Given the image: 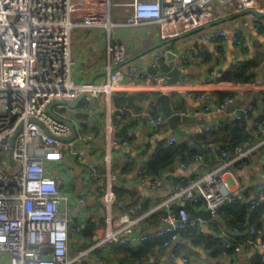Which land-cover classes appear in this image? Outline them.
<instances>
[{
	"label": "crops",
	"instance_id": "obj_1",
	"mask_svg": "<svg viewBox=\"0 0 264 264\" xmlns=\"http://www.w3.org/2000/svg\"><path fill=\"white\" fill-rule=\"evenodd\" d=\"M126 1L130 0L111 1L112 24L108 30L101 26L83 27L72 33L70 38V52L76 60L72 75L75 80L86 81L88 77H92L93 83H100L106 79V44L109 38L121 41L126 52L124 61L115 65L124 75L117 90L112 91L109 97L102 92L90 98L84 96L81 99L85 102L84 105L81 107L77 105L74 113L68 106L65 109L68 118L74 122L77 133L88 136L78 143V147L84 151V161H78L74 149L64 148L59 159L50 160L46 164L51 169V175L58 180L61 191L68 197L62 209L72 222L70 244L74 250L81 249L89 243L78 240L74 232L76 224L83 226L87 221H91L93 233L98 238L102 237L107 228L101 195L108 169L115 175L111 179L112 184L125 190L119 197L115 193V201L110 207L111 228L120 231L122 224L119 223V218L124 214L136 221L137 232L159 227L162 218L151 214L161 209L172 197L177 189V183L186 186L205 173L214 170L222 172L228 182L229 190L236 195V200L232 203L237 204H247L250 198L257 195L258 184L264 182V17H257L260 27L256 29L255 19L248 8L237 10L214 4L215 18L212 21L161 44L162 40L158 37V27L155 23H125L129 11L125 5ZM254 7L264 11V0H255ZM214 27L223 28L228 32L239 28L242 38L247 43L246 48L242 49L230 39L207 37L208 31ZM215 45L220 52L214 51ZM169 48L178 53L179 60L171 62L170 65L178 67L179 78L171 82L167 73L168 78L159 86L174 87L169 93L173 109L188 107L187 115L193 116L188 120L177 121L181 133L169 127L160 102L156 100L158 94L167 89L157 90L155 82L131 80L127 73L130 66L137 70L146 68L158 50L165 51ZM194 48L199 50L198 56L193 55ZM255 55L262 56L263 60L252 80L239 82L220 77L235 63L248 60ZM189 92L195 94L204 92L208 96L198 99L190 96ZM254 92L257 93V97L254 96ZM226 96H232L233 102L217 110L216 106ZM149 103H154L165 117L163 126L155 131L147 119L146 111ZM205 105L209 106V110L192 114L195 109H202ZM248 105L251 106V111L246 116L243 108ZM119 107H123L122 113L118 111ZM80 113L82 116H79ZM108 115L116 137L124 136L128 129H135L127 146L108 147L106 137ZM240 115L245 120L242 127L249 132L247 139L241 142L243 148L247 150L243 166H238V160L232 152L228 156H222L219 147L211 149L202 146L201 158L188 161L177 158L170 167L160 172L157 188L152 189L140 182L134 169L144 167L156 146L170 135H175L177 141L182 138L190 141L194 138L200 140L201 134L196 135V132L203 133L201 131L203 125L216 121L223 124L230 123L240 118ZM150 133H155L153 138L149 136ZM107 154L108 163L105 160ZM125 156H128L129 160H126ZM182 162L185 166L181 165ZM92 165L97 167L98 175L89 174ZM126 169H130L131 172L127 175L121 174ZM168 202L174 209L177 205H184L189 214L198 217L199 220L195 226L181 231L180 255L173 256L168 247L158 246L144 264H213L215 262L255 264L260 253L262 235L260 233L251 236L249 215L246 214L242 218L241 213L237 212L238 207L230 209L226 204L215 215H211L203 202L193 203L178 198H171ZM143 204H146V208L142 207ZM232 223L238 224L242 229L234 230ZM249 236L252 238L251 241L246 240ZM227 239L234 243V249L228 253L224 251L215 254L213 246L219 244L224 246L223 241ZM110 250V247L99 246L96 251L85 256L84 263L131 264L120 263L122 254L110 255ZM182 255L187 258L186 261H183Z\"/></svg>",
	"mask_w": 264,
	"mask_h": 264
},
{
	"label": "built area",
	"instance_id": "obj_2",
	"mask_svg": "<svg viewBox=\"0 0 264 264\" xmlns=\"http://www.w3.org/2000/svg\"><path fill=\"white\" fill-rule=\"evenodd\" d=\"M111 1L0 0V156L3 161H6L11 138L15 135L12 146L15 165L9 169L0 165V264H85V256L96 251L99 246L107 248L110 244H124L136 248L153 239H160V246L168 247L171 255L177 256L182 250L181 231L195 226L199 218L190 215L184 206L172 208L168 202L171 198L190 200L193 203L203 202L211 215L236 200L223 173L214 170L186 186L177 183L172 197L162 206L165 213L162 224L156 229L137 232L136 221L124 214L119 218L121 231L114 230L111 228L110 207L115 199L111 181L115 175L108 169L101 195L107 228L102 237L98 238L93 233L85 247L77 250L71 247L69 217L62 209L68 197L61 191L58 180L46 173V164L50 160L59 159L64 148L74 149L78 161L83 162L84 151L78 144L73 148L72 141L60 139L71 133V127L68 122L54 117L47 110V105L54 99H75L82 92L88 98L99 92L109 97L112 91L120 87L124 75L115 65L124 61L126 52L124 44L112 38L106 44L107 76L104 81L88 83L75 80L72 76L76 62L70 52L72 33L89 26H101L108 30L112 24ZM214 4L241 10L254 7L255 0H130L125 2L129 8L125 23H155L159 39L164 40L212 21L215 18ZM252 16L257 29L260 23L253 13ZM206 36L211 39H230L242 49L247 46L239 28L228 32L214 27ZM214 51L220 52L216 45ZM192 53L198 56L200 52L194 48ZM163 54V49L158 50L146 68L137 70L130 66L127 70L130 79L155 82L157 90L167 89L168 91L163 92L169 94L174 87L159 86L168 78L167 73L160 68ZM189 95L198 99L208 96L204 92H189ZM233 100L232 96H226L216 109H222ZM56 105L64 107L63 110L67 108L66 105ZM206 110H209L208 105L195 109L192 114ZM118 111L122 113L123 107H119ZM175 111L187 114L189 108H178ZM250 111V105L243 108L246 116ZM56 113L68 118L66 112ZM146 113L154 131L163 126L165 117L154 103L148 104ZM222 124L220 121L207 123L201 131H209ZM134 131V128L128 129L124 136L116 137L108 115V147L127 146ZM154 134L150 133L149 136L153 138ZM200 134L201 132H196V135ZM87 137L82 133L76 134L78 141ZM176 141L177 137L170 135L163 143L171 146ZM207 145L214 149L213 144ZM231 152L238 160V166H243L247 150L242 144H236L230 151L221 149L222 156H228ZM194 158L201 156L195 154ZM125 159L129 160V157L125 156ZM105 160L109 162L108 154ZM181 165L185 166L184 162ZM134 170L142 184H147L152 189L158 187V177L146 174L145 166ZM130 172V169H126L121 174L127 175ZM89 174L98 175L95 165L90 167ZM263 199L264 182L258 184L257 195L250 198L249 207L253 208ZM74 231L78 240L87 241L82 232V224H76ZM249 232L252 236L258 233V229L251 224ZM251 236L246 240L251 241ZM223 243L225 246L231 245L230 239ZM259 256L264 264V237L260 240ZM181 257L183 261L187 260L184 255Z\"/></svg>",
	"mask_w": 264,
	"mask_h": 264
},
{
	"label": "trees",
	"instance_id": "obj_3",
	"mask_svg": "<svg viewBox=\"0 0 264 264\" xmlns=\"http://www.w3.org/2000/svg\"><path fill=\"white\" fill-rule=\"evenodd\" d=\"M262 60H263L262 56L255 55L254 57L248 60H244L238 63L234 68L224 71L220 77H225L228 80L239 81V82L250 81L252 80L257 69L259 68V65L261 64ZM84 103L85 102L83 100H80L78 103V107L83 106ZM79 116H82V114L80 113ZM239 117L240 118H236L230 123H225L218 128L211 129L209 131H204L203 133H201V137H200L201 141L197 140L196 138L191 139V141L186 138H182L176 141L171 146H166L164 145L163 142L159 143L156 146L154 153L147 160L145 164L146 174L158 177L159 173L170 167V165L177 158L182 161H186V160L188 161V160H192L195 154L200 155L201 152L200 148L202 146H207L208 148H210L207 145L208 143L213 144L214 148L219 147L220 150L226 149L230 151L233 146L246 140L249 135V132L242 127L245 124V120L244 118H242L243 116L241 117L240 115ZM207 140L208 141L210 140L212 142H208ZM112 189L118 195V197L122 196L125 192V190L113 184H112ZM116 194H115V198H116ZM238 204L236 202L228 204L227 208L234 209V207H238L237 212L239 211L241 213L242 218L245 217L246 214L249 215V218L251 220L250 225L253 224L256 227V229H258V233L256 234L261 233L262 235L261 238H263L264 237V199L261 202H259L257 205H255L253 208H250L248 203L247 204L238 203ZM179 206H184V205H177V207ZM142 207L146 208V204H143ZM164 213H165L164 208L161 207V209L155 210L151 215L160 216L162 218ZM69 225L71 227L72 222L69 221ZM92 225L93 223L91 221H87L82 226V232L86 235L87 242L90 240V236L93 234ZM232 225H234V228L237 230L242 229V227H240L238 224L232 223ZM160 244H161L160 239L145 241L140 245H138L136 248L124 244H110L109 247L111 248V250L109 254L110 255H117V253L122 254V257H120V261L118 260L120 263L130 262L131 264H144L146 263V261H148L150 255L154 251V248L160 246ZM213 248L215 250L214 251L215 254H220L221 252L224 251L228 253L229 251H232L234 249V243L232 242L230 246H225V245L221 246L220 244L214 245ZM104 259H106V257H104ZM255 264H262L260 256L257 257Z\"/></svg>",
	"mask_w": 264,
	"mask_h": 264
},
{
	"label": "water",
	"instance_id": "obj_4",
	"mask_svg": "<svg viewBox=\"0 0 264 264\" xmlns=\"http://www.w3.org/2000/svg\"><path fill=\"white\" fill-rule=\"evenodd\" d=\"M249 12L253 13L256 17H264V11H259L258 9H256L255 7H251L247 9ZM200 28V27H199ZM198 29V27L196 28ZM196 29H193L196 30ZM185 33V32H184ZM183 34V33H182ZM182 34L174 36V37H169L167 39H164L161 41V44L163 43H167L169 41H172L176 38H179ZM179 60L178 57V53L174 50L171 49H166L164 51V60H162V62L160 63V68L161 70H163L164 72L168 73L170 75V81L171 82H175L178 80V67L177 66H171L170 63L171 62H177ZM86 82L90 83L92 82V77H88L86 79ZM85 96V93L82 92L80 93L75 99H66V98H62V99H54L52 100L48 105H47V110L57 119L60 120H64L66 122H68V124L71 127V133L68 136L65 137H61L60 139L63 141H72L73 143V148L78 144V139L76 138V134H77V130L76 127L74 125V122L67 118V117H62L61 115L57 114L54 110H53V106L56 104H62V105H66L70 108L71 112L74 113L75 112V108L78 105L79 101ZM254 96L257 97V93L254 92ZM157 101L160 102L161 105V109L164 113V116L167 119L168 125L169 127L176 131L177 133H181L180 129L177 125V121L178 120H188L191 119L193 116H189L187 114H179L177 113L171 103H170V95L168 93L162 92L160 94H158ZM14 136H12L11 141H10V146L7 150L6 153V161H3L1 159L0 156V165L5 168V169H9L14 167L15 165V161L12 158V146H13V140H14Z\"/></svg>",
	"mask_w": 264,
	"mask_h": 264
},
{
	"label": "rangeland",
	"instance_id": "obj_5",
	"mask_svg": "<svg viewBox=\"0 0 264 264\" xmlns=\"http://www.w3.org/2000/svg\"><path fill=\"white\" fill-rule=\"evenodd\" d=\"M113 7H114V5L112 6V8H113ZM53 109H54L55 112H58V113L66 112L65 110H63L64 107H61V106H59V105H55V106L53 107ZM2 155H4V154H2ZM46 173L51 174V169H50L49 166H46ZM75 242H76V241H75ZM76 243H77V242H76ZM76 243H73V245H76ZM72 254H74V251H73ZM6 256H8L7 253H6ZM5 264H7V263H5Z\"/></svg>",
	"mask_w": 264,
	"mask_h": 264
}]
</instances>
